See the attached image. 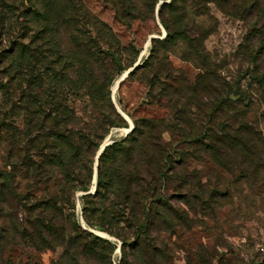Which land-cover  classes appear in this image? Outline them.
Instances as JSON below:
<instances>
[{
  "label": "trees",
  "instance_id": "1",
  "mask_svg": "<svg viewBox=\"0 0 264 264\" xmlns=\"http://www.w3.org/2000/svg\"><path fill=\"white\" fill-rule=\"evenodd\" d=\"M108 1L120 20L130 24L135 19L134 0ZM182 2H191L190 8L185 3L180 7ZM223 2L171 0L161 9H179L180 24L187 8L201 17L206 15L200 13L203 4ZM161 21L168 32L166 44L182 51L187 45L194 48L183 28H175L176 23L171 28L163 17ZM115 40L111 28L89 13L82 0H0V264H42L44 252L59 249L53 264H114L118 249V264H177L185 235L198 223V210L211 214L218 192L206 199L190 186L189 177L196 174L188 169L192 155L227 169L235 151L243 167L240 175L258 174L263 163L259 150H264L259 126L241 122L235 128L220 116L218 130L207 127L193 134L184 128L191 126L185 113L175 111L169 119L137 120L127 137L106 147L95 185L105 139L114 128L128 126L109 92L123 65L124 50L114 51ZM204 51L195 60L202 69L197 84L217 74ZM140 71L147 72L152 103L156 92L162 97L164 89L158 86L171 81L173 68H158L151 55L129 77ZM216 78L221 94L230 85L222 74ZM230 92L203 124H211L223 108L245 117L248 104L231 99L238 93ZM250 162L253 171L246 169ZM79 192L86 194L80 198L82 222ZM199 249L197 264H212L211 251Z\"/></svg>",
  "mask_w": 264,
  "mask_h": 264
},
{
  "label": "rangeland",
  "instance_id": "2",
  "mask_svg": "<svg viewBox=\"0 0 264 264\" xmlns=\"http://www.w3.org/2000/svg\"><path fill=\"white\" fill-rule=\"evenodd\" d=\"M82 2L89 13L98 17L113 31L117 39L113 42L114 51L122 54L119 49L124 50L123 65L112 80L109 92L117 110L119 107L123 112L124 116H121L128 126L114 128L104 144L107 140L115 143L116 140L127 137L130 123L135 124L144 117L169 119L175 111L185 113L183 118L190 122L191 126L185 125L184 128L192 130L193 134H199L207 127L218 130L222 122L220 116L227 117L228 120L223 122L235 128L243 122L248 124V127L259 126L264 131V0H224L222 5L203 4L201 8L204 9H201L200 13L206 15L201 17L189 9L191 2H182L180 7L185 3L189 8L186 9V17L180 24L176 23L178 16L183 17L179 9H161L164 3H170L171 0H159L157 3L152 0H134L137 10L133 14L135 19H129L130 24L117 17L112 2L108 0ZM162 17L171 28L175 23V28H183L185 38L188 35L194 41L192 50L189 45L182 51L164 42L168 32L162 24ZM152 37H156V43L150 42ZM178 44L182 42L179 41ZM202 50H205L204 54L209 57L210 69L222 74L223 79H226L224 82L231 86L224 88L223 94L219 93L223 86L219 84L217 74L197 84L201 81L202 69L200 61L195 60ZM151 55L158 68L165 69L170 65L173 68L171 81L158 86L164 89L162 97L158 96V91L156 98H151L152 103H149L150 89L145 71L131 75L115 91L120 77L132 69L128 67L134 62L136 65L141 58L143 65ZM166 58L171 63L169 66ZM97 75L101 86L102 81L104 85V76L100 69L97 70ZM229 92L238 93L231 95V99L248 104L245 117L239 116L237 112L233 113L232 108H223L222 112L215 114L211 124L210 120L203 124V118L211 115L219 100L228 101L226 98ZM80 103L78 106L82 110L81 115L85 116ZM165 138L169 141L170 133H166ZM259 153L263 162L262 170L260 168L258 174L250 178L240 175L239 169L243 167L235 151L231 157L235 165L229 161L227 169L198 153L192 155L193 159L187 163L188 169L189 173L196 174L189 177L190 186L206 199L216 190L227 192L228 195L222 198L217 192L214 199L216 203H212L211 207L213 210L209 208L214 217L211 214L205 215L208 214V209L198 210V223L185 235L184 251L178 255L177 264H197L199 261L196 255L200 247L211 251L209 253L215 257L211 259L212 264H264V254L259 251V245L264 244V150H259ZM252 166L253 162H250L246 169L253 171ZM84 195L86 194L79 192L76 196L81 222L83 220L80 215V198ZM95 232L118 243V240L100 230ZM61 253L62 249L56 253L44 252L41 255V263L53 264ZM120 254L121 250L118 249L113 256L114 264L119 263ZM202 257H207L206 252Z\"/></svg>",
  "mask_w": 264,
  "mask_h": 264
},
{
  "label": "water",
  "instance_id": "3",
  "mask_svg": "<svg viewBox=\"0 0 264 264\" xmlns=\"http://www.w3.org/2000/svg\"><path fill=\"white\" fill-rule=\"evenodd\" d=\"M156 37H152V38H150V42L153 40V39H155ZM141 61H142V58L140 59V61L132 68V69H130L128 72H127V74L121 79V81L119 82V84H118V89H119V87H120V85L129 77V75L132 73V72H134L140 65H141ZM118 111H119V113L120 114H122L123 116H124V114H123V112L119 109V107H118ZM131 124V128H130V130L127 132V134H129V133H131L133 130H134V124L133 123H130ZM112 144H114V143H112V142H110V140H107L106 142H105V144L102 146V148H101V150H100V152L98 153V157H97V164H96V175H95V184H96V182H97V167H98V161H99V158H100V156H101V154L103 153V151L105 150V148L106 147H108L109 145H112Z\"/></svg>",
  "mask_w": 264,
  "mask_h": 264
},
{
  "label": "bare ground",
  "instance_id": "4",
  "mask_svg": "<svg viewBox=\"0 0 264 264\" xmlns=\"http://www.w3.org/2000/svg\"><path fill=\"white\" fill-rule=\"evenodd\" d=\"M127 74V72L126 73H124L123 74V76L122 77H120V79L117 81V83H116V85H115V91H117V89H118V84H119V82L121 81V79L125 76Z\"/></svg>",
  "mask_w": 264,
  "mask_h": 264
},
{
  "label": "built area",
  "instance_id": "5",
  "mask_svg": "<svg viewBox=\"0 0 264 264\" xmlns=\"http://www.w3.org/2000/svg\"><path fill=\"white\" fill-rule=\"evenodd\" d=\"M259 251H261L262 254H264V244L259 245Z\"/></svg>",
  "mask_w": 264,
  "mask_h": 264
}]
</instances>
